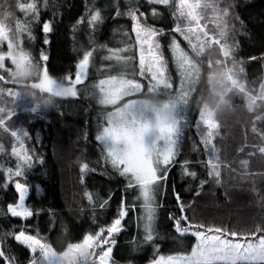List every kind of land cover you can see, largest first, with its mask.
Returning a JSON list of instances; mask_svg holds the SVG:
<instances>
[{
    "label": "snow or ice",
    "instance_id": "6c2138e0",
    "mask_svg": "<svg viewBox=\"0 0 264 264\" xmlns=\"http://www.w3.org/2000/svg\"><path fill=\"white\" fill-rule=\"evenodd\" d=\"M144 3L147 10H141L140 0H126L122 9L119 0H111V18L126 17L130 27L113 29L120 39L116 46H109L97 40L107 19L104 7L97 6L96 0L91 4L84 0L83 12L69 28L77 53L74 72L63 76L50 73L47 50L63 17L61 0L0 3V158L9 156L11 161L9 166L0 165V183L14 192L6 210H0V264H117L118 237L133 218L137 232L126 245L127 264H135L131 254L143 246L153 252L148 264H264V214L245 227L209 224L196 219L194 212L188 214L194 200H185L175 182L170 188L174 208L166 213L170 231L161 235L158 230L169 175L177 168L181 184L193 197L200 196L206 186L223 187L227 176L229 187L247 189L264 213V170L249 168L257 153L264 160V128L258 127L264 124V82L258 92L249 87L244 60H237V24L243 27L244 22L235 14V0ZM42 9L51 11V17L43 18ZM165 10L172 17L170 26L164 24ZM35 26L43 35L38 56L24 47V37L35 40ZM81 33L86 43L80 40ZM98 51L106 53L99 57L103 78L87 83ZM248 60L264 61V53ZM205 81L207 96L202 88ZM82 96L102 110L95 118L94 136L102 161L99 174L122 178L123 188L117 189L120 197L114 214L103 222L98 213L110 208L115 192L101 195L85 189L88 206H77L75 211L90 213L95 227L58 251L51 234L58 223L67 232L63 221L53 208L45 212L27 202L28 170L43 164L44 156L36 147L43 143L41 134L34 137L26 125L45 120L57 100ZM226 112L242 116L244 141L235 148L242 158L225 156L229 133L220 116ZM192 113L194 124L189 119ZM84 123L82 138L87 141L88 121ZM190 127L198 140L192 141L191 155L186 156L184 140ZM249 132L258 142H248ZM6 138L11 142L10 153ZM78 169L81 185L87 173L98 172L87 162L79 163ZM35 188L38 191L39 185ZM42 214L49 217L46 229L39 223ZM167 240L182 250L160 254ZM185 240L190 241L187 246Z\"/></svg>",
    "mask_w": 264,
    "mask_h": 264
},
{
    "label": "trees",
    "instance_id": "16d2710c",
    "mask_svg": "<svg viewBox=\"0 0 264 264\" xmlns=\"http://www.w3.org/2000/svg\"><path fill=\"white\" fill-rule=\"evenodd\" d=\"M20 2H28V0H20ZM63 3L62 20L56 25V30L51 36V44L47 46L50 53L49 71L56 76H63L66 73L74 72V63L77 53L73 51L72 41L70 39L69 28L75 18L83 12L84 0H61ZM89 4L93 0H87ZM3 3V0H0ZM97 6L103 7V0H96ZM126 0H119V4L123 9ZM235 14H238L244 22L243 27L237 24L238 32L235 36L237 44V60L243 58L244 67L249 87L256 92L259 91L261 82H264V61L248 60L250 56L259 57L264 53V0H235ZM141 10H147L148 6L144 0H140ZM110 8L103 14L107 17L105 23L100 27L97 33L98 43H106L107 38L112 35L113 29L129 28L130 21L126 17L111 18ZM42 17L47 19L51 17V11L41 10ZM16 15L23 19V13L16 11ZM59 19V17H58ZM172 17L165 10L164 24L170 26ZM87 25L82 28L86 29ZM209 27H212L209 24ZM35 40L29 41L24 37V47L32 52L34 56H38L42 47L43 35L39 31V26L33 28ZM119 36V32H117ZM120 37V36H119ZM80 40L84 41L83 33L79 34ZM86 43V41H84ZM6 49V46H3ZM104 51H98L96 58ZM95 76L94 68L89 72V77ZM255 81V83H252ZM203 94L208 95L206 81L202 84ZM239 106V99H236ZM195 107V106H194ZM87 109V111H85ZM63 111L64 115L59 113ZM102 110L95 101L89 98L81 97L78 100L66 99L57 100L56 106L51 107L45 120H38L35 124L26 125L33 133L41 134L43 143L36 145L39 152L44 156L43 164L36 163L31 170H28L27 182L30 185V195L28 203L36 207L43 208L45 212L48 208H53L60 221H63L67 232L59 227L51 234V243L59 251L66 246L68 242H75L82 238V235L91 231L95 225L92 224L90 213L81 215L75 209L77 206L87 207V200L83 196L85 189L93 193L99 192L101 195L106 194L109 190L115 192L112 198L111 206L100 215L101 222L110 220L114 214V210L119 201L120 192L117 189L123 188L122 178L111 177L106 178L99 174L100 160L99 148L94 140L95 136V118ZM195 113L190 114L189 119L195 123ZM23 119V116L21 117ZM222 122L225 123V129L229 135L225 138L227 149L225 156L228 160L234 157H243V154H237L235 148L244 141V126L242 116L226 112L220 116ZM85 121H88V139L82 138V132L85 129ZM258 127L264 128V124L258 123ZM185 149L186 156L191 155V144L193 140H198L194 128H189L185 133ZM190 137L191 139H188ZM247 140L249 143L258 142V138H254L251 132L248 133ZM5 147L10 153V139L4 140ZM218 147L224 148V144L218 143ZM223 158V157H222ZM81 162L89 163L90 167H97V173H87L85 176V184L81 185L79 181L78 165ZM11 163L9 156L0 158V165L9 166ZM14 166V165H13ZM252 171L264 170V160L257 153V156L250 161L249 165ZM179 169H173L170 172L168 185L169 193L164 198V208L159 210L158 230L161 235L169 232L166 219L167 210L174 208L171 196V184L176 183L177 190L181 192L183 198L187 201L194 200L193 210L188 214L191 216L195 213V218L206 221L209 224H225L235 227H245L252 223L254 217L259 218L262 214L261 209L256 205L252 195L247 189L233 188L228 185V177H225V185L223 187L206 186L200 196L193 197L186 186L181 184L177 176ZM110 172V169H109ZM2 180V176H0ZM23 182V180H22ZM39 185L37 191L35 186ZM227 193V194H226ZM14 192L11 187L7 190L0 183V210H6L7 202L12 201ZM130 198V197H129ZM49 217L42 214L39 218L41 228L46 229ZM33 223H36L33 220ZM136 226L134 218L126 223V230L118 239L119 243L114 249V259L117 264H127L129 258V250L126 245L132 236L136 235ZM185 246L190 241L185 240ZM182 250L176 243L167 240L161 244L160 254H172L174 251ZM135 264H146L148 259L153 255L152 249L143 246L138 252L132 253Z\"/></svg>",
    "mask_w": 264,
    "mask_h": 264
},
{
    "label": "rangeland",
    "instance_id": "374dc122",
    "mask_svg": "<svg viewBox=\"0 0 264 264\" xmlns=\"http://www.w3.org/2000/svg\"><path fill=\"white\" fill-rule=\"evenodd\" d=\"M107 6V7H105ZM103 7H104V11H108L110 8H111V0H103ZM120 37L116 34H114L112 32V35L111 37L109 36L107 38V40L105 41L106 43L109 44V46H116L118 44V41H119ZM96 54V53H95ZM102 55H105L103 52L96 58V64L94 66V73H95V76L93 78H90L89 77V80L87 81V83H92L93 81L95 80H98L100 78H103V75L104 73H102L101 71H99V67H100V63L101 61L99 60V57L102 56ZM82 87V86H81ZM83 97V96H82ZM90 99V98H89ZM91 101H94L92 99H90ZM102 115V112L97 114L96 117L98 116H101ZM95 124H96V121H95ZM95 132H96V125H95ZM163 255H169V254H163ZM148 264V263H146Z\"/></svg>",
    "mask_w": 264,
    "mask_h": 264
}]
</instances>
